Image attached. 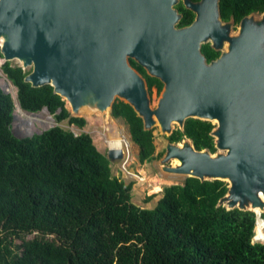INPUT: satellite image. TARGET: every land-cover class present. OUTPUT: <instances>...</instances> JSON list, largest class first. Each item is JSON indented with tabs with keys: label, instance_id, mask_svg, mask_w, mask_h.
I'll return each instance as SVG.
<instances>
[{
	"label": "water",
	"instance_id": "1",
	"mask_svg": "<svg viewBox=\"0 0 264 264\" xmlns=\"http://www.w3.org/2000/svg\"><path fill=\"white\" fill-rule=\"evenodd\" d=\"M178 1L0 0L2 64L21 67L34 88L51 86L70 116L85 121L86 113L111 114L116 99L133 109L144 131L157 127L167 137L186 119L215 121L217 152L196 150L188 138L167 139L161 169L227 182L217 206L253 212L256 224L264 212V12L241 18L232 34L219 0H182L195 18L177 27ZM205 43L221 51L217 60L205 62ZM129 59L163 83L155 107ZM106 158L121 160L123 152L108 149Z\"/></svg>",
	"mask_w": 264,
	"mask_h": 264
},
{
	"label": "trees",
	"instance_id": "2",
	"mask_svg": "<svg viewBox=\"0 0 264 264\" xmlns=\"http://www.w3.org/2000/svg\"><path fill=\"white\" fill-rule=\"evenodd\" d=\"M219 12L237 24L263 13L264 0H219ZM191 18L185 11L178 27ZM0 72L17 89L22 111L47 108L56 123L85 125L51 86L24 82L21 67L5 62ZM14 108L0 88V264H264V243L252 241L256 215L217 206L227 183L189 177L165 186L153 208H141L131 202L132 183L112 175L89 134L55 125L18 138L11 132ZM111 115L128 125L138 161L152 159L153 129L144 131L120 100ZM212 129L210 122L189 118L167 139L188 138L196 150L215 153Z\"/></svg>",
	"mask_w": 264,
	"mask_h": 264
},
{
	"label": "rangeland",
	"instance_id": "3",
	"mask_svg": "<svg viewBox=\"0 0 264 264\" xmlns=\"http://www.w3.org/2000/svg\"><path fill=\"white\" fill-rule=\"evenodd\" d=\"M238 25H234L232 28V34L237 32ZM14 63V62H12ZM2 64V60L0 58V66ZM1 73V72H0ZM5 81V82H4ZM10 84V87L8 89L9 94L11 97H13V94H16L15 87L6 80L5 76L3 74L0 75V87L4 85V83ZM117 100V99H116ZM158 97L155 96V94H152L151 96V105L152 107L156 106ZM14 112L15 115L25 117L28 116V113L18 110L16 105L14 103ZM68 103L65 101V107L70 112V107H68ZM23 113V114H22ZM21 114V115H20ZM36 114H42L43 116L51 117L54 121V124L51 126H60L61 128L65 130H69L73 132L74 134L78 135L80 133H87L91 137L93 144L97 148V150L106 156L108 148L105 147L103 142L99 139L101 136L99 135V131L97 130V127H93L89 125L87 121H85V125L82 128H78L73 124H69L67 120L61 121L59 123H56L53 116L47 114L46 112L39 111ZM109 115L112 117V115L109 113ZM113 118V117H112ZM37 119V118H36ZM117 122H119L124 129L126 130L130 143H131V153H130V159L128 162H126V159L124 160V155L121 160H115L110 163L111 173L113 176L123 180L125 184L132 183L130 195H131V202L141 208H147L151 209L155 206L156 202L161 198L162 196V189L165 186L173 185V184H183L184 180L186 179L184 176L170 174L167 172L162 171L161 164L159 160L162 158L164 154V145L167 141V136L162 135L158 132V128H153V144L155 147L153 158L149 161H145L144 163H140L138 161V149L137 146L132 142L128 130V125L125 123L122 119H115ZM213 126L216 125V122H210ZM36 125V130L33 132L34 134L44 131L48 129L50 126H47L43 128L40 125ZM177 125L173 124V130L177 129ZM18 127L16 125V122L14 121L12 124V132L14 135H17ZM98 136V137H97ZM217 152V150H216ZM131 160V161H130ZM126 162V163H125ZM172 165L177 164V162L174 160L171 162ZM133 172V173H132ZM166 176H165V175ZM140 176V177H139ZM177 177V178H176ZM138 178V179H137ZM144 179V181H140L139 179ZM139 181V182H138ZM227 183V182H225ZM157 184V185H156ZM228 184V183H227ZM159 186V187H158ZM157 187L159 190H157ZM157 190V191H156ZM148 197L150 199L148 200ZM254 237V236H253ZM252 241L253 238H252ZM256 242V241H254ZM260 242V241H259ZM264 243V242H260Z\"/></svg>",
	"mask_w": 264,
	"mask_h": 264
},
{
	"label": "bare ground",
	"instance_id": "4",
	"mask_svg": "<svg viewBox=\"0 0 264 264\" xmlns=\"http://www.w3.org/2000/svg\"><path fill=\"white\" fill-rule=\"evenodd\" d=\"M4 87H5V89L8 90L10 87V84H7V82L4 83ZM12 98H13V101L16 105L17 112H18V110L20 111V107L17 103L15 93L13 94ZM86 119H87L86 121L89 123V125H91L93 127H97V130L99 131V135L101 136L99 139L103 142L105 147L108 149H112V150H116V149L121 150L123 152V155H124V160L126 159V162H128L130 159V153L132 150V148H131L132 146H131L128 134H127L126 130L124 129V127L119 122L114 120L109 115L108 112L105 113V115H102L99 113H95V114L86 113ZM15 122H16L17 127L19 128L20 134H31V133H33L36 130L35 124L40 125L43 128H45L47 126H51L52 124H54V121L51 117H48V116L45 117L42 114H35V115L28 114V116H25V117H21V116L16 115ZM139 180L142 182L144 181V179H142V178ZM158 187H157V190H159ZM253 240L258 241V242L259 241L264 242V219H262L258 215H257V222H256L255 228H254Z\"/></svg>",
	"mask_w": 264,
	"mask_h": 264
},
{
	"label": "flooded vegetation",
	"instance_id": "5",
	"mask_svg": "<svg viewBox=\"0 0 264 264\" xmlns=\"http://www.w3.org/2000/svg\"><path fill=\"white\" fill-rule=\"evenodd\" d=\"M190 1L191 2H197L198 0H190ZM174 8L177 10L178 14L181 15L180 19L183 17V13L185 11L190 12L192 14V18L190 20V23L185 25V26H188L192 23V21L195 18V14L190 9H188L184 6L182 0H179L177 2V4L174 5ZM230 20H232V19H230ZM224 22H226V21H224ZM234 25H238V23L235 24L233 21V27H234ZM185 26H182V27H185ZM177 27H178V24H177ZM200 50H201V54L203 55L206 63H210L211 61L217 60V58H219V56L221 54V51L212 49L211 45L209 43L202 44ZM128 61H129V64L134 68V70L144 79V81L146 83V88H147V92H148V96H149L150 101H151L152 94H155V96L159 98L161 91L163 89V83L159 79H157L156 77L148 75L147 72L145 71V69L143 67H141L140 65H138L133 60L129 59ZM149 82H153V84L149 86ZM215 126H213V128ZM16 131H17V133H19V128Z\"/></svg>",
	"mask_w": 264,
	"mask_h": 264
},
{
	"label": "crops",
	"instance_id": "6",
	"mask_svg": "<svg viewBox=\"0 0 264 264\" xmlns=\"http://www.w3.org/2000/svg\"><path fill=\"white\" fill-rule=\"evenodd\" d=\"M137 149H138V147H137Z\"/></svg>",
	"mask_w": 264,
	"mask_h": 264
}]
</instances>
